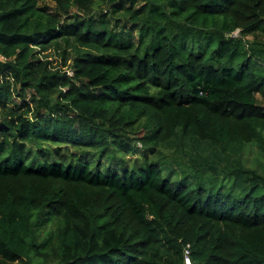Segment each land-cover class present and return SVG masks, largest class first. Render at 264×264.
Returning a JSON list of instances; mask_svg holds the SVG:
<instances>
[{"label": "trees", "instance_id": "16d2710c", "mask_svg": "<svg viewBox=\"0 0 264 264\" xmlns=\"http://www.w3.org/2000/svg\"><path fill=\"white\" fill-rule=\"evenodd\" d=\"M262 99L264 0H0V264H264Z\"/></svg>", "mask_w": 264, "mask_h": 264}, {"label": "rangeland", "instance_id": "374dc122", "mask_svg": "<svg viewBox=\"0 0 264 264\" xmlns=\"http://www.w3.org/2000/svg\"><path fill=\"white\" fill-rule=\"evenodd\" d=\"M236 34H238V31L236 32ZM51 58H53V63L55 64V65H64V60H63V58H62V56H61V54H58L56 51H54L53 49H52V52H51ZM70 61H71V59L70 60H68L67 61V63H70ZM64 67H68V65L67 66H64ZM69 74L70 75H72L73 74V71L71 70V69H69ZM30 95H31V92H29L28 93V95H27V99L28 98H30ZM261 95H259V97H260ZM262 102H264V99H262ZM139 146H141L140 144H139ZM244 156L247 158V160H248V164H250V165H252V164H255V161H256V159L259 157V154H244ZM140 158H142V157H140Z\"/></svg>", "mask_w": 264, "mask_h": 264}, {"label": "built area", "instance_id": "2783aa9c", "mask_svg": "<svg viewBox=\"0 0 264 264\" xmlns=\"http://www.w3.org/2000/svg\"><path fill=\"white\" fill-rule=\"evenodd\" d=\"M186 264H192L191 262H190V260L189 259H187V263Z\"/></svg>", "mask_w": 264, "mask_h": 264}, {"label": "clouds", "instance_id": "9594fccd", "mask_svg": "<svg viewBox=\"0 0 264 264\" xmlns=\"http://www.w3.org/2000/svg\"><path fill=\"white\" fill-rule=\"evenodd\" d=\"M187 259H189V258H187ZM187 259H186V263H187ZM190 260V259H189ZM190 262H191V260H190ZM192 263V262H191Z\"/></svg>", "mask_w": 264, "mask_h": 264}]
</instances>
